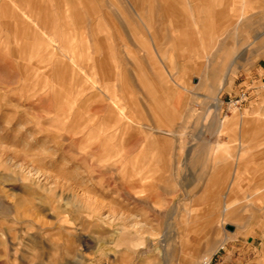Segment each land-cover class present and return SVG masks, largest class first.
<instances>
[{"label": "rangeland", "instance_id": "374dc122", "mask_svg": "<svg viewBox=\"0 0 264 264\" xmlns=\"http://www.w3.org/2000/svg\"><path fill=\"white\" fill-rule=\"evenodd\" d=\"M202 2L0 0V264H205L248 244L189 186L213 133L175 74Z\"/></svg>", "mask_w": 264, "mask_h": 264}, {"label": "crops", "instance_id": "0c3cea01", "mask_svg": "<svg viewBox=\"0 0 264 264\" xmlns=\"http://www.w3.org/2000/svg\"><path fill=\"white\" fill-rule=\"evenodd\" d=\"M201 5L206 38L194 34L183 42L190 61L175 74L180 91L193 97L189 104L205 107L199 117L210 119L213 133L208 166L194 168L209 171L204 181L198 176L189 186H208L195 200L221 202L222 215L235 216L234 223H224L234 236L224 245L248 237L247 245L234 244L219 255L220 264H238L243 253L259 262L264 251V0H203ZM243 90L250 100L222 122L225 102Z\"/></svg>", "mask_w": 264, "mask_h": 264}, {"label": "built area", "instance_id": "2783aa9c", "mask_svg": "<svg viewBox=\"0 0 264 264\" xmlns=\"http://www.w3.org/2000/svg\"><path fill=\"white\" fill-rule=\"evenodd\" d=\"M251 95L245 90L241 91L237 97L229 98L226 103V111L225 117L229 116L233 112H238L242 110L243 107L248 103L250 100ZM205 264H220L218 258H210V260H206Z\"/></svg>", "mask_w": 264, "mask_h": 264}, {"label": "bare ground", "instance_id": "6f19581e", "mask_svg": "<svg viewBox=\"0 0 264 264\" xmlns=\"http://www.w3.org/2000/svg\"><path fill=\"white\" fill-rule=\"evenodd\" d=\"M124 241L128 243L129 247L135 251L141 250L145 245L144 239L139 236H127L124 238Z\"/></svg>", "mask_w": 264, "mask_h": 264}]
</instances>
